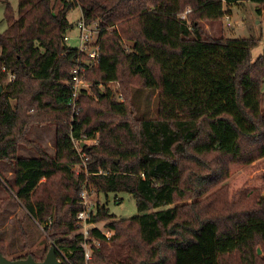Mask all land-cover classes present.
Masks as SVG:
<instances>
[{
    "label": "trees",
    "instance_id": "trees-1",
    "mask_svg": "<svg viewBox=\"0 0 264 264\" xmlns=\"http://www.w3.org/2000/svg\"><path fill=\"white\" fill-rule=\"evenodd\" d=\"M1 1L0 185L53 238L57 257L62 249L70 251L71 264H264L256 254L257 244H264L261 194L249 207H225L222 215L208 202L198 209L193 203L192 214L182 219L174 205L205 189L204 178L189 172L185 194L186 159L196 163L195 155L212 153L202 167L217 182L231 161L264 157V46L252 57L258 38H212L202 24L220 20L224 8L244 0H17L16 14L8 0ZM75 7L98 31L99 59L85 80L115 81L124 98L96 89L104 112L86 90L75 100L78 110L72 109L77 51L64 36ZM2 65L13 80L6 82ZM138 89L156 92L154 117L138 115ZM46 124L55 127L53 153L30 136L32 126ZM96 135V144L81 146L82 138ZM78 153L87 157V178L71 174V166L82 163ZM85 186L105 196L130 193L138 212L116 219L106 203L97 204L92 219L108 220L115 233L109 244L100 242L89 262L73 219ZM18 231L26 237L21 226ZM0 253H9L1 241Z\"/></svg>",
    "mask_w": 264,
    "mask_h": 264
},
{
    "label": "rangeland",
    "instance_id": "rangeland-1",
    "mask_svg": "<svg viewBox=\"0 0 264 264\" xmlns=\"http://www.w3.org/2000/svg\"><path fill=\"white\" fill-rule=\"evenodd\" d=\"M8 1L16 14L17 0ZM258 7L261 9L260 13H257L256 11V8ZM3 11L4 4L0 0V32L6 28V23L3 20ZM224 11L225 16L218 21H203L202 24L205 34L212 38L220 36L224 38L245 39L256 37L259 39V42L251 49V55L252 57L259 55L264 46V5L259 6L251 1L244 0L237 5H231L229 8H224ZM67 19L72 23V28L66 32V35L68 36L66 44L69 47L76 48L78 46L76 39L78 30L76 24L79 20H82L79 7L70 10L67 14ZM89 28L94 31L95 38L98 37L96 25L91 23L89 24ZM83 79V83L88 87L85 94L92 98V105H102L101 100H97L96 98V89L105 91L106 88H109L113 94L115 91L121 92L118 83L115 81L107 83L98 82L95 84L91 81L85 80V72L83 74ZM132 81L134 84L136 83V80ZM123 86L126 89L130 87V85L125 83V80ZM261 91L264 94V79L261 83ZM134 93V100L138 107V115L141 117H154L156 115V92L138 89L135 90ZM262 105H264V95ZM95 108L101 112H104L105 109L104 104L101 107ZM101 117H103L102 113ZM54 128V125L46 124L38 125V127L32 126L30 130V136L40 141L42 146H44L50 153H53ZM81 141L83 144L89 146L91 144H96L98 142V137L97 135L96 137H84ZM74 145L75 149L80 151L79 141H74ZM25 153L30 154V152L27 151H25ZM78 154L82 156V154ZM213 156L212 153L203 156L195 155L199 162L195 163V160L191 159H186L184 161L185 169L183 174V188L185 189V194L189 193L187 192L189 182L186 179L189 172H191L190 176H193L194 179L204 178L201 179V182L202 184H205V189L201 194L193 193L189 196L186 195L175 202L174 205L179 207L182 219L188 218L189 215L192 214L190 205L193 203L197 204L195 208L198 209L202 205L204 207V202H208L211 204L210 208L213 206L216 207L215 214L219 212L220 215H222L225 207L237 211L242 210V208L249 207L250 201L252 200L251 198L259 194H264V157L258 158L249 163L231 161L227 165L228 169L226 175L220 177L219 181L214 182L216 178L211 175L213 171H209L206 167H202V163L209 162ZM86 159L87 158L84 157L81 159L82 163H76L71 166L70 171L73 176L83 174V176L87 178L88 172L86 171L85 166ZM3 173L8 179H10L11 172L6 165L3 166ZM90 199L97 204L106 203L109 213L114 215L116 219H125L138 214L135 199L127 192H119L116 196L114 193H109L105 196L100 192H92ZM106 221L109 223L108 220ZM96 225L99 228H102L104 222L96 223ZM19 226L23 228L26 237L22 238L20 236V231H18ZM0 241L8 249L9 253L7 258L10 259L20 254L24 255L27 253H31L36 258H40L41 256L44 257L49 247L54 246L53 238L48 232L44 231L38 222L30 214L26 213L19 201L12 200L11 197H9L8 192L1 185ZM161 245L166 246L163 243ZM258 248L260 252L256 254L264 257V244H257L256 252Z\"/></svg>",
    "mask_w": 264,
    "mask_h": 264
},
{
    "label": "built area",
    "instance_id": "built-area-1",
    "mask_svg": "<svg viewBox=\"0 0 264 264\" xmlns=\"http://www.w3.org/2000/svg\"><path fill=\"white\" fill-rule=\"evenodd\" d=\"M187 11H185V13ZM185 13H183L181 17H184ZM76 26L78 30L76 37L78 42V46L76 47L77 57L75 58V66L71 71L70 78V88L72 90L71 99L73 101L72 109L75 111L78 110V107L75 106V100L82 90L88 89L87 85L83 83V74L99 59V45L97 43V37L95 38L94 36V31L89 28V24L85 23L84 20H79ZM64 40L66 42L68 41L67 35L64 36ZM1 71L7 74L6 82L14 79V74L7 70L5 65L1 66ZM116 98L119 101H123V96L120 91H116ZM80 157L87 158L84 153ZM92 192L94 193L96 190L91 187L85 186L81 189L78 198L79 210L73 215L75 230L81 238L82 253L85 262L91 260L93 251L100 246L101 241L109 243L114 235V229L109 226L106 220L92 219L97 212V203L92 202L90 199ZM99 222H104L102 228L96 225V223L98 224ZM58 252V258L63 264H71L67 254V252L70 253V251L64 252L62 249H58Z\"/></svg>",
    "mask_w": 264,
    "mask_h": 264
},
{
    "label": "water",
    "instance_id": "water-1",
    "mask_svg": "<svg viewBox=\"0 0 264 264\" xmlns=\"http://www.w3.org/2000/svg\"><path fill=\"white\" fill-rule=\"evenodd\" d=\"M3 90V86L0 84V93ZM84 144L82 143L81 146ZM264 197V194H262ZM259 248L257 249V253H259ZM0 264H63L61 260L56 255L55 249L53 246L49 247L46 252L44 258L40 261H37L33 258L32 255L28 254L25 258H7L6 256L0 253Z\"/></svg>",
    "mask_w": 264,
    "mask_h": 264
}]
</instances>
